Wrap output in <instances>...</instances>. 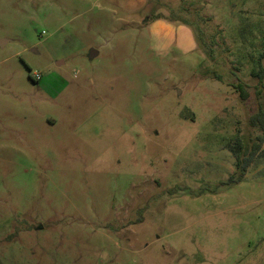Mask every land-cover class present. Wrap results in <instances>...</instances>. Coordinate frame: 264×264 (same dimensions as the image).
Returning <instances> with one entry per match:
<instances>
[{
    "label": "rangeland",
    "instance_id": "rangeland-1",
    "mask_svg": "<svg viewBox=\"0 0 264 264\" xmlns=\"http://www.w3.org/2000/svg\"><path fill=\"white\" fill-rule=\"evenodd\" d=\"M263 52L264 0H0V264H264Z\"/></svg>",
    "mask_w": 264,
    "mask_h": 264
},
{
    "label": "trees",
    "instance_id": "trees-1",
    "mask_svg": "<svg viewBox=\"0 0 264 264\" xmlns=\"http://www.w3.org/2000/svg\"><path fill=\"white\" fill-rule=\"evenodd\" d=\"M262 57H264V52L262 53ZM252 75L257 77L258 84L256 85V88H257V93L260 94L264 87V65H261L257 71L252 72ZM231 85L236 89L241 100L248 99L249 86L240 77H236V80L233 81ZM250 121L252 125L259 124L261 129L264 131V110L262 109L261 106L259 107L258 112L252 115ZM257 139L258 141L252 144L250 150L248 149L247 146H245L242 137H240L239 135L236 136L233 144L231 143L227 144L230 150L235 154L236 167L237 168L241 167L243 173L245 172V162H248L249 158L248 159L246 157L242 158V155H246V154H249L250 156L253 155L259 148L260 143L264 141V134L258 135ZM233 178L234 176L233 174H231L229 180H233ZM237 180H240V178L238 177Z\"/></svg>",
    "mask_w": 264,
    "mask_h": 264
},
{
    "label": "water",
    "instance_id": "water-1",
    "mask_svg": "<svg viewBox=\"0 0 264 264\" xmlns=\"http://www.w3.org/2000/svg\"><path fill=\"white\" fill-rule=\"evenodd\" d=\"M97 54V51L95 49H92L89 56L94 57Z\"/></svg>",
    "mask_w": 264,
    "mask_h": 264
}]
</instances>
